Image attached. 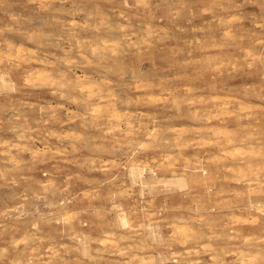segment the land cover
Returning a JSON list of instances; mask_svg holds the SVG:
<instances>
[{
	"label": "rangeland",
	"instance_id": "rangeland-1",
	"mask_svg": "<svg viewBox=\"0 0 264 264\" xmlns=\"http://www.w3.org/2000/svg\"><path fill=\"white\" fill-rule=\"evenodd\" d=\"M0 264H264V0H0Z\"/></svg>",
	"mask_w": 264,
	"mask_h": 264
},
{
	"label": "bare ground",
	"instance_id": "bare-ground-1",
	"mask_svg": "<svg viewBox=\"0 0 264 264\" xmlns=\"http://www.w3.org/2000/svg\"><path fill=\"white\" fill-rule=\"evenodd\" d=\"M20 50V49H19ZM22 51V50H21ZM29 57V56H28ZM27 57V58H28ZM44 61V60H43ZM58 61V60H57ZM44 71V70H43ZM28 72V71H27ZM31 72V71H30ZM29 73V72H28ZM37 76V75H36ZM56 78V77H55ZM65 78V77H64ZM29 79V78H28ZM83 83V82H82ZM86 84V83H85ZM89 84V83H88ZM14 85V84H13ZM83 86V85H82ZM88 88V87H87ZM90 88V87H89ZM79 89V88H78ZM83 92V91H82ZM88 92V91H87ZM9 93H10V91H9ZM238 99V98H237ZM242 103V102H241ZM1 104H3V103H1ZM7 107V106H6ZM50 112V111H49ZM254 115V114H253ZM239 116V115H238ZM237 118H239V117H237ZM240 120V119H239ZM204 172V171H203ZM257 179V178H256ZM186 180V179H185ZM254 206V205H253ZM72 210V209H71ZM125 214V213H124ZM121 215V214H120ZM126 216V215H125ZM125 216H123L122 217V220H123V222L124 223H126V219H125ZM189 216V215H188ZM121 217V216H120ZM183 217V216H182ZM65 218V217H64ZM127 218V217H126ZM237 220V219H236ZM122 223V222H121ZM241 236V235H240ZM249 244V243H248Z\"/></svg>",
	"mask_w": 264,
	"mask_h": 264
}]
</instances>
